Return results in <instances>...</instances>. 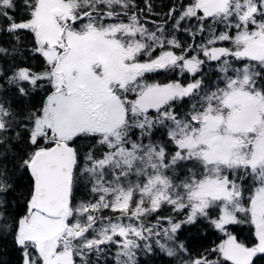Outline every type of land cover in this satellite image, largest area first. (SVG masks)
Wrapping results in <instances>:
<instances>
[{
	"label": "snow or ice",
	"instance_id": "obj_1",
	"mask_svg": "<svg viewBox=\"0 0 264 264\" xmlns=\"http://www.w3.org/2000/svg\"><path fill=\"white\" fill-rule=\"evenodd\" d=\"M3 241L17 264H264V0H0Z\"/></svg>",
	"mask_w": 264,
	"mask_h": 264
},
{
	"label": "trees",
	"instance_id": "obj_2",
	"mask_svg": "<svg viewBox=\"0 0 264 264\" xmlns=\"http://www.w3.org/2000/svg\"><path fill=\"white\" fill-rule=\"evenodd\" d=\"M154 4V11L160 13V17H163V13L167 11L168 6L173 2V0H152ZM137 3L143 7V0H137ZM171 23V22H170ZM177 35L185 41L189 40V37L186 33H177ZM199 42V40H198ZM175 77L171 76L170 74L160 73L159 75L155 76V79L161 80L166 82L169 79H174ZM39 101V98H37ZM24 189V183H21L20 189H18L17 195L19 192ZM89 194L87 193L86 189H81V192L78 194L79 199H88ZM16 201H13V208L9 209V211H15ZM169 213V208H164L160 215H167ZM107 214V212L105 213ZM151 219V218H149ZM151 222L154 224L156 221L151 219ZM219 234H211L207 240H199L194 239L192 247L194 250H201L202 247H211L212 243H218L219 240L217 239ZM240 239L250 238V233L248 228H243L242 231H239ZM0 250L4 252L3 259L9 261L10 264H17L19 253L18 251L11 245L9 241L0 242ZM142 260L147 259L148 264H179L178 259H174L168 257L164 253L157 252L155 256L151 257H141Z\"/></svg>",
	"mask_w": 264,
	"mask_h": 264
}]
</instances>
